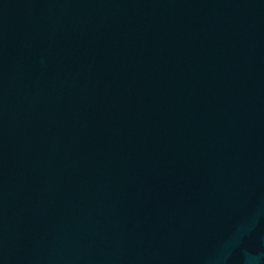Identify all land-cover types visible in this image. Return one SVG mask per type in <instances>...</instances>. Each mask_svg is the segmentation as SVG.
<instances>
[{
  "label": "water",
  "instance_id": "obj_1",
  "mask_svg": "<svg viewBox=\"0 0 264 264\" xmlns=\"http://www.w3.org/2000/svg\"><path fill=\"white\" fill-rule=\"evenodd\" d=\"M0 264H264V0H0Z\"/></svg>",
  "mask_w": 264,
  "mask_h": 264
}]
</instances>
